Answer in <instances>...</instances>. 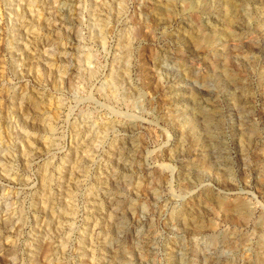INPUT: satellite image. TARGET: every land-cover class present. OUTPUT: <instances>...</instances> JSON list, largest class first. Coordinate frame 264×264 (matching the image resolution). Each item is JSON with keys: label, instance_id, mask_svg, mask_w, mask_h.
Masks as SVG:
<instances>
[{"label": "rangeland", "instance_id": "obj_1", "mask_svg": "<svg viewBox=\"0 0 264 264\" xmlns=\"http://www.w3.org/2000/svg\"><path fill=\"white\" fill-rule=\"evenodd\" d=\"M0 264H264V0H0Z\"/></svg>", "mask_w": 264, "mask_h": 264}, {"label": "bare ground", "instance_id": "obj_2", "mask_svg": "<svg viewBox=\"0 0 264 264\" xmlns=\"http://www.w3.org/2000/svg\"><path fill=\"white\" fill-rule=\"evenodd\" d=\"M141 247V246H140ZM143 247V246H142Z\"/></svg>", "mask_w": 264, "mask_h": 264}]
</instances>
